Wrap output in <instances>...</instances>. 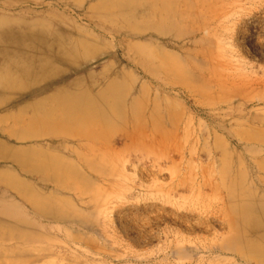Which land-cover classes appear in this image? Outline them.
Masks as SVG:
<instances>
[{
    "label": "rangeland",
    "instance_id": "rangeland-1",
    "mask_svg": "<svg viewBox=\"0 0 264 264\" xmlns=\"http://www.w3.org/2000/svg\"><path fill=\"white\" fill-rule=\"evenodd\" d=\"M260 220L264 0H0V264H264Z\"/></svg>",
    "mask_w": 264,
    "mask_h": 264
},
{
    "label": "bare ground",
    "instance_id": "bare-ground-1",
    "mask_svg": "<svg viewBox=\"0 0 264 264\" xmlns=\"http://www.w3.org/2000/svg\"><path fill=\"white\" fill-rule=\"evenodd\" d=\"M42 67V66H41ZM25 71L27 72V73H29V72H31L32 71V68L31 67H28V68H26L25 69ZM95 104V103H94ZM91 105V104H90ZM97 106V105H96ZM101 106V105H100ZM112 106V105H111ZM110 106V107H111ZM119 106V105H118ZM78 108V107H77ZM77 108H75L76 110H75V114L76 113H82V111H84V110H86L87 108H88V111L90 112V114L91 113H93L94 115H96L97 117H98V120L99 121H101L102 123H104L105 125L104 126H107V125H110L111 124V122H112V120L113 119H117L118 118V120H122L123 121V119L124 118H126L125 116V113H124V111L122 110V109H120L118 112L117 111H115V110H111V108H109V107H89L88 105H82L81 107H80V112H77ZM118 109V108H117ZM87 111V110H86ZM67 112V111H66ZM80 113V114H81ZM87 113V112H86ZM68 114V113H67ZM83 115H84V113H82ZM82 115V116H83ZM89 115V114H88ZM92 115V114H91ZM135 115V114H134ZM64 115H62V117H63ZM93 116V115H92ZM95 116V117H96ZM68 118V117H67ZM93 118V117H92ZM63 119V118H62ZM72 119V118H71ZM75 119V118H74ZM80 119V118H79ZM67 120V119H66ZM87 120V119H86ZM83 121V120H82ZM91 121V120H90ZM78 122V121H77ZM92 122V121H91ZM118 122V121H117ZM96 123V122H95ZM99 123V122H98ZM103 125V124H102ZM87 127V126H86ZM234 210H235V208H234ZM231 211H232V207H231ZM233 212V211H232ZM259 222H263L264 223V220H260Z\"/></svg>",
    "mask_w": 264,
    "mask_h": 264
}]
</instances>
